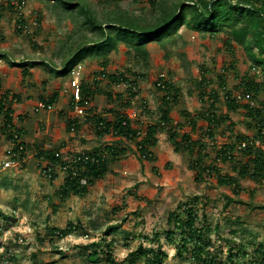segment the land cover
I'll use <instances>...</instances> for the list:
<instances>
[{"label": "rangeland", "instance_id": "374dc122", "mask_svg": "<svg viewBox=\"0 0 264 264\" xmlns=\"http://www.w3.org/2000/svg\"><path fill=\"white\" fill-rule=\"evenodd\" d=\"M8 1L13 0H0V83L4 89L20 97V102L12 103V107L16 126L24 129L26 134L22 136L25 145L22 158L16 156L12 159V144L0 132V213L6 217L0 216V264H108L105 258L91 262L87 257L89 251H84L83 246L97 241L104 247L109 246L105 250L111 252L114 264H120L139 244L148 247L156 243V233L167 254L166 264H194L192 260H181L176 256L174 245L166 238L169 230L166 219L180 203H193L195 197L198 198L199 218L210 228L206 235L214 241L218 260H224L225 241L233 238L235 249L242 252V255L239 253L242 264H248L253 248L264 245V182L257 185L248 179L240 180L239 195L230 188L218 187L214 178L196 184L187 168L186 154L175 153L165 133L157 134L158 143L151 149L155 162L141 161L134 143L114 140L106 135L98 137L90 122L93 114L108 120H113V114H122L130 117L133 127L140 130L139 138H142L144 126L157 117L162 94L156 91L154 83L158 76L164 75L180 88V100L173 106L170 116L174 124L182 125V111L195 115L202 109L197 85L200 68H204L208 72L206 78L211 82L206 93L216 89L219 94L217 113L228 114L235 124L233 130H227L225 124L219 127L214 140L205 138L206 162L213 161L219 147L233 144L236 136L253 141L255 132L247 128L246 113L243 110L227 112L224 91L217 80V76L223 74L227 89L234 90L240 77L254 75L243 51L235 46L238 73L234 74L224 69L229 62V54L222 46L224 35L216 39L200 38L181 28L178 30L181 39L167 44V50L153 42L143 47L118 43L106 54V60L83 57L71 71L80 66V82L98 92H94L92 101L85 107L84 116L77 118L70 105V73L65 77H53L45 66L39 64L46 62L60 69L70 51L94 39L95 34L80 27L81 17L75 11L69 13L61 6L55 7L41 0H24L18 11L10 12L6 9ZM72 1L90 6L101 21L110 17L111 22H116V13L105 10L103 0ZM114 2L122 9L135 11V15H147L141 10L148 11L150 7L149 0H138L137 3L115 0L108 8H113ZM176 4L177 0L170 3L169 10ZM104 12L108 17L101 16ZM19 14L24 25L17 33L15 21ZM36 17L41 19L40 26ZM106 32L113 33V30L107 29ZM108 44H105L106 48ZM10 62L25 63L28 76L23 78L22 69L25 68L11 66ZM102 69L107 75L121 73L131 80L140 76L136 80L137 97L129 102L124 85L111 84L107 78L98 82ZM54 92L59 93L54 111H36L37 101L48 99ZM106 94L112 98L107 99ZM115 95H121L122 101L118 102ZM263 100L261 94L248 103L256 107ZM128 102L130 107L126 105ZM145 105L151 115L144 112ZM68 122L76 124V128L68 130ZM196 124L201 130L206 127L201 120ZM1 125L0 118V128ZM180 131L189 132V128L186 126ZM192 136L197 137V134ZM114 141L132 152L110 162L104 178L82 197H60L58 193L65 174L56 170L55 179L50 181L37 166L35 146L57 150L67 157L102 148ZM234 155L235 163H218L223 175L237 177L239 164L246 162L247 158L241 152L235 150ZM5 162L12 166L4 168ZM227 198L234 202L225 208ZM70 224L80 225L83 232L62 237L49 233L51 229L64 231ZM178 238L176 233L173 239ZM137 264H143V260Z\"/></svg>", "mask_w": 264, "mask_h": 264}, {"label": "trees", "instance_id": "16d2710c", "mask_svg": "<svg viewBox=\"0 0 264 264\" xmlns=\"http://www.w3.org/2000/svg\"><path fill=\"white\" fill-rule=\"evenodd\" d=\"M41 1L53 4L55 7L61 6L69 13L75 11L81 17L80 27L96 36L70 51V56L64 59L60 69L51 67L46 62H40L39 65L45 66L53 77L69 75L75 63L86 56L102 57L106 60V54L114 49L118 43L143 47L147 43L153 42L167 50V44L175 42L177 38L181 39V35L178 33L181 28L200 38L216 39L219 35H224L222 46L229 54V62L224 69L237 74L235 46H238L250 61L249 70L254 75L240 77L237 88L234 90L227 89L223 74L217 76V80L220 89L224 91L223 101L227 112L243 110L246 113L248 117L247 128L255 132L253 141L245 136H236L233 144L221 145L214 160L206 162L205 138L214 140V133L219 127L225 124L227 130H233L235 124L232 123L228 114L217 113L219 94L216 89H211L209 94L206 93L211 82L206 78L208 72L204 68H200L197 88L199 101L207 107L202 106L201 111L195 115H191L185 110L182 111V125L174 124L170 116L173 106L180 100V88L166 79L164 75L158 76L154 83L156 91L162 94L159 98L157 117L152 123H147L144 126L142 138H139L140 130L133 127L130 117L122 114H113V120L104 119L99 114H93L90 117V122L94 125L98 137L106 135L111 136L114 140L124 139L134 143L138 159L141 161L155 162L156 159L151 149L158 143L157 134L165 133L173 151L186 154L188 158L187 168L192 173V180L196 184L204 182L207 178H214L218 187L230 188L235 195H239L241 192L240 180L248 179L257 185L264 182V151L254 147L256 141L264 145V100L255 107L248 101L236 99L237 94H249L252 101L261 94L264 95V0H177V4L172 10H169V4L175 0H149L148 11L139 8L143 13L146 11L147 15L143 13V15H135V11L122 9L116 2H114L116 3L114 7L110 9L108 5L115 0H103L106 4L105 7H107L105 10H112L116 13V22H111L110 17L105 12L101 16L108 17V20H99L90 6L85 3H73L72 0ZM133 1L138 2V0ZM23 2L24 0L8 1L6 9L10 12H16L21 8ZM1 18L0 14V21ZM36 22L40 26L41 19L36 17ZM15 23V31L20 33L24 25L21 14L18 15ZM107 29H112L113 33L106 32ZM107 42L109 44L106 48ZM9 64L14 67L25 68L22 69V77L28 76L29 71L25 63L10 62ZM103 66H105L104 63ZM99 76L98 82L107 78L111 84L124 85L129 102L137 97L136 80L140 76H134L131 80L121 73L107 75L104 69L101 70ZM258 77L261 79L257 80ZM80 92L79 105L85 110V107L92 101L94 92L98 91L81 83ZM57 94L58 92H55L52 97L46 100L41 98L40 101L53 105L57 100ZM115 96L116 100H119L118 102L122 101L121 95ZM106 97L111 99L112 95L106 94ZM19 102L20 97L4 89L0 83V118L2 120L0 132L12 144V159L16 156L21 159L25 149L22 136H25L26 133L16 126V116H14L12 107V103ZM129 102L126 105L130 107L131 103ZM70 105L72 108L71 98ZM143 110L149 115L152 114L148 112L146 105ZM18 119L22 120L19 116ZM199 120L206 124L204 130L197 126L196 122ZM76 126L72 122H68L66 125L68 130H74ZM186 126L189 128V132H181L180 128ZM192 134H197V137H193ZM241 142H246V148L240 149L239 144ZM34 150L37 166L41 168L46 178L53 181L56 170L65 174L58 193L62 198L85 196L97 182L104 178L110 162L127 156L129 151L132 152L131 149L120 146L118 141L90 152L67 154V157H63L62 153L57 150L44 149L42 146H35ZM235 150L244 154L247 158L246 162L243 165L239 164L237 177L223 175L218 163H235ZM194 200L193 203H180L175 210L169 213L166 219V224L169 227L166 238L174 245L176 256L181 260H192L194 264H242V257L240 256L242 252L235 249L233 238L225 241L224 260H218L217 250L213 248L214 241L206 235L210 228L206 226L205 221L200 220L198 215V207L196 206L198 198L195 197ZM231 202L234 201L227 198L224 204L225 208ZM0 216L4 217L2 213ZM73 232L81 233L83 229L80 225L72 226L70 224L64 231L55 229L49 231L51 235L57 237ZM176 233L179 234L177 240L173 239ZM231 234L232 237L235 236L234 232ZM154 239L156 243H152L148 247L139 244L127 254L126 259L120 264H137L141 259L143 264H166L167 254L159 243L157 233L154 235ZM104 246L101 245L100 241H97L91 242L83 248L84 251H89L87 257L91 262H98L101 258H105L106 263L114 264L111 252L105 250L109 246ZM0 249H2L1 240ZM248 264H264V245L253 248Z\"/></svg>", "mask_w": 264, "mask_h": 264}, {"label": "built area", "instance_id": "2783aa9c", "mask_svg": "<svg viewBox=\"0 0 264 264\" xmlns=\"http://www.w3.org/2000/svg\"><path fill=\"white\" fill-rule=\"evenodd\" d=\"M80 70H81V67L77 66L75 69H73L71 71V73H70L71 78H70V82H69L70 95H71V99H72V111H73V114L75 115V117H77V118L84 116V112H85V110L79 105L80 93H81L80 92L81 82L79 79ZM160 76H163V75H160ZM236 99L238 101H249L250 95L249 94H237ZM35 109H36V111H44L47 113L54 111L53 105L44 103L43 101H40V100L37 101V103L35 105ZM239 145H240V149H244L247 146L246 142H241ZM250 145H251V143H250ZM254 147L260 148L261 150L264 151V145L261 144L259 141H256L254 143ZM10 166H12V164L10 162H5L3 165L4 168L10 167ZM85 236H87V235H85Z\"/></svg>", "mask_w": 264, "mask_h": 264}, {"label": "crops", "instance_id": "0c3cea01", "mask_svg": "<svg viewBox=\"0 0 264 264\" xmlns=\"http://www.w3.org/2000/svg\"><path fill=\"white\" fill-rule=\"evenodd\" d=\"M55 93V92H54ZM54 93L51 95V96H49V97H52L53 95H54ZM58 96H57V100H56V102L53 104V106L54 105H56V103H57V101H58V97H59V93L57 94ZM24 130V129H23ZM25 131V130H24Z\"/></svg>", "mask_w": 264, "mask_h": 264}]
</instances>
